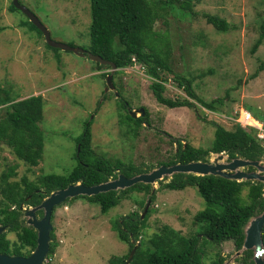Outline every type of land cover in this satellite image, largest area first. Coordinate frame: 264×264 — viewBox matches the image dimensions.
Returning a JSON list of instances; mask_svg holds the SVG:
<instances>
[{
	"label": "rangeland",
	"instance_id": "374dc122",
	"mask_svg": "<svg viewBox=\"0 0 264 264\" xmlns=\"http://www.w3.org/2000/svg\"><path fill=\"white\" fill-rule=\"evenodd\" d=\"M13 1L0 0V26L5 27L0 33V84L4 89H12L17 100L43 96L46 105L41 127L48 133L44 131V158L31 170L3 146L0 149V176L13 165H17L18 178L27 175L31 180L45 174H63L65 168L70 171L75 165V141L91 118L94 120L91 143L96 153L107 159L157 168L159 161L174 158L178 144L172 143V138L207 149L214 141V125L233 128L237 113L246 105L259 109L264 115V69H261L264 43L253 51L264 19V0H192L191 17L179 19L171 14L155 23L156 30L168 31L172 39L169 61L172 72L160 73L166 79L164 96L187 98L185 89L179 88L174 78L175 74L185 75L193 80V89L203 101L224 99L217 111L191 98L188 99L196 108L171 109L159 104L151 89L155 79L134 58L132 65L118 70L121 73L117 74L116 82L122 90L116 88V92H106L105 75L110 72L109 66L98 69L87 55L49 48L42 35L25 25L28 18L22 12L10 11ZM20 1L39 18L54 41L84 50L89 47V0ZM204 14L225 18L230 23V30H216ZM118 92L122 99L116 95ZM123 99L132 109L146 108L150 124L136 129L133 124L126 123V110H121L126 106ZM99 102L101 107L97 109ZM127 113L130 114L128 107ZM2 116L0 111V118ZM263 124L259 125L263 128L257 135L259 138H264ZM215 157L212 154L209 160ZM241 170L250 171V168ZM166 178L165 182L171 177ZM153 185L156 198L148 209L152 210L147 220L148 236L161 234L164 226L186 237L192 235L196 229L195 215L205 208L198 190L195 187L169 190L160 186L159 181ZM247 194L246 187L242 191L243 198L246 199ZM149 200L146 193L132 192L105 215L101 214L98 205L82 199L59 205L52 221L58 245L48 262L110 264L112 257L126 255L129 245L121 242L112 228L113 221L133 213L142 214ZM8 238L17 240L15 233H9ZM143 239L149 241L145 235ZM203 243H200L201 247ZM202 249L208 251L206 254L210 253L208 247ZM216 252L226 259L225 262L234 258L230 264H239L242 258L229 241L211 254ZM205 261L210 263L209 259Z\"/></svg>",
	"mask_w": 264,
	"mask_h": 264
},
{
	"label": "trees",
	"instance_id": "16d2710c",
	"mask_svg": "<svg viewBox=\"0 0 264 264\" xmlns=\"http://www.w3.org/2000/svg\"><path fill=\"white\" fill-rule=\"evenodd\" d=\"M19 2L22 4V1L19 0ZM89 5L91 40L86 52L115 63L119 70L132 65L133 58L142 63L146 73L155 79L151 89L156 101L168 108H196L188 98L212 111H217L218 106L224 104L222 98L209 103L203 101L193 89V80L178 74L174 76L175 81L179 88L185 89L187 98L171 99L164 96L163 83L166 79L160 73L172 72L169 64L172 39L168 31L156 30L155 23L158 19H166L171 14L179 19L191 17L192 0H89ZM10 11L19 12L20 10L12 3ZM204 16L216 30L220 32L230 30V23L225 18L216 14H204ZM27 20L25 25L44 37L43 33L29 19ZM4 30L5 27L0 26V33ZM263 43L264 19L261 21L260 35L253 51H256ZM47 46L52 48L48 44ZM96 66L99 69L102 64L96 63ZM261 69H264V66H261ZM119 73L121 71L114 74L113 82L117 89L122 90L116 82V76ZM118 94L122 99L120 92ZM122 101H125L126 105L124 109H121L126 110L128 118V122L124 120L126 123L133 124L136 129L150 124L147 110L144 117L134 119L127 113L128 101L125 99ZM45 105L42 95L17 100L12 94V89H4L0 84V111L3 112L0 118V149L3 146L8 147L11 154L29 170L38 166L44 158L46 147L44 131L48 132L41 127V123L44 119ZM100 105L99 102L97 109H100ZM97 109L95 110L98 111ZM245 109L249 110L256 119L264 122V115H261L259 109L250 105H246ZM93 122V118L85 122L83 132L75 141L76 147L73 154L75 165L70 171L65 168L63 174H45L34 180L27 175L18 178L17 165L9 167L7 172L2 173L0 176V226H6L8 233H15L17 237L16 242H13L8 239L7 232L0 235V250L3 253L23 255V249L30 253L37 245V232L24 224L23 206H37L53 191L78 182L93 186L104 183L110 178H116L119 174L133 177L153 169L137 166L132 162L126 163L121 159H107L96 153L91 143ZM214 127V141L207 149L196 148L190 143H183L180 139L172 138L171 142L178 144L174 158L167 162L159 161L158 166L186 164L193 161L208 162L213 153H225L229 160L244 158L260 161L264 159V145L257 138L256 129L242 128L236 122L231 129L219 124H215ZM166 180L167 178L159 184L169 190L180 191L195 187L204 200L205 208L195 215L196 229L188 237L169 226H164L161 234L155 233L148 236L147 220L152 210L147 212L144 219H141L139 213H133L121 220L115 219L112 228L122 242L129 244L130 249L135 246L131 239L137 241L141 238L140 246L131 264H223L226 259L217 252L211 254V251L228 241L233 242L236 250H240L245 238L246 225L251 218L264 210V184L259 181L238 182L220 176L182 173L173 175L165 182ZM246 187L248 194L245 199L242 191ZM153 190V185L140 183L126 190L111 191L93 197L79 196L73 200L82 199L89 204L98 205L101 214L105 215L135 191L148 194L153 203L156 198V190L154 192ZM144 235L149 238L148 242L144 241ZM51 236L53 242L48 260L54 256L58 245L53 232ZM202 241H204L202 246L208 247L210 253L206 254L208 251H203V247L200 246ZM253 257L251 251H245L240 262L254 264ZM127 258L128 255L112 257L110 264H122ZM207 259L210 263L205 261Z\"/></svg>",
	"mask_w": 264,
	"mask_h": 264
},
{
	"label": "water",
	"instance_id": "95a60500",
	"mask_svg": "<svg viewBox=\"0 0 264 264\" xmlns=\"http://www.w3.org/2000/svg\"><path fill=\"white\" fill-rule=\"evenodd\" d=\"M17 9H19L29 20L32 22L44 35L47 44L52 48H57L63 51L72 52L78 56L87 55L92 61L101 63L102 65H111L113 69L115 64L103 59L98 55H94L82 48H77L71 45H66L54 41L51 38L50 32L39 20V18L26 6L22 5L19 0L13 1ZM113 76L107 77L106 91L114 90L112 82ZM141 116L145 115V110H130V116L137 118V114ZM212 155V154H211ZM216 157L208 162L193 161L186 164L177 163L175 165H161L157 168H153L147 173H140L133 177H126L123 174H119L116 178L109 179L104 183L98 185L86 186L82 182L71 184L68 187L60 190L53 191L48 197H46L38 206L24 209V217L26 218V224L32 227L37 232V245L33 252L27 256H8L0 252V264H44L46 257L50 252V246L52 243L51 232L53 225L51 223L52 214L54 209L67 200L74 199L76 197H93L98 194L107 193L111 191H122L131 188L137 184L153 185L165 177H172L175 174H193L199 176H220L230 180L242 181H259L264 184V159L248 160L244 158H234L228 160V156L225 153L214 154ZM226 162H223L224 160ZM254 168V171H242L244 168ZM150 206V201L146 204L145 209L141 215V219H144ZM42 211V217H37V212ZM264 210L261 214L250 219L244 229L245 238L243 246L237 255H240L244 251L253 250L254 252V264H264ZM7 230V227H0V235ZM138 246H135L127 261L123 264H130ZM233 258L229 259L223 264H230Z\"/></svg>",
	"mask_w": 264,
	"mask_h": 264
},
{
	"label": "clouds",
	"instance_id": "9594fccd",
	"mask_svg": "<svg viewBox=\"0 0 264 264\" xmlns=\"http://www.w3.org/2000/svg\"><path fill=\"white\" fill-rule=\"evenodd\" d=\"M107 61H109V60H107ZM111 62V61H110ZM96 63V62H95ZM111 63H113V62H111ZM101 64V63H100ZM115 64V63H114ZM103 66V65H102ZM106 66H109V68H110V72L109 73H107L106 75H105V79H106V84H107V77L108 76H110V75H112L113 77H114V74L119 70L118 68H117V66H116V64H115V68L116 69H113V67L111 66V65H109V64H107ZM112 82H113V79H112ZM113 85H114V82H113ZM105 91H106V89H105ZM107 92V91H106ZM110 92H116V87H115V85H114V90H110ZM116 95L117 96H119V94L118 93H116ZM129 105V104H128ZM128 107V109L129 110H132V111H134V110H139V109H142V108H139V109H132L131 107H129V106H127ZM144 110H145V114H146V108H143ZM244 110H247V109H244ZM248 112H250L249 110H247ZM148 112V111H147ZM251 113V112H250ZM138 114H140V113H138ZM137 114V115H138ZM252 114V113H251ZM253 115V114H252ZM145 116V115H144ZM144 116H138V117H144ZM137 117V118H138ZM253 117H254V119L255 120H257L259 123H261V121H259L258 119H256L255 118V116L253 115ZM145 125H147V124H145ZM241 126V125H240ZM242 127V126H241ZM243 128V127H242ZM257 135V134H256ZM227 155V154H226ZM228 156V155H227ZM228 160H229V158H228ZM261 161V160H260ZM250 168H252V167H250ZM255 169L253 168V170H250V171H254ZM110 179H112V178H110ZM160 181H164V179L163 180H160ZM159 181V182H160ZM154 186V185H153ZM156 189L154 188V190H153V192L155 191ZM71 200H73V199H71ZM71 200H67V201H65V202H68V201H71ZM150 201V203L152 202L151 200H149ZM64 202V203H65ZM63 204V203H62ZM62 204H60V205H62ZM38 206V205H37ZM30 207H36V206H23L22 207V210H23V220H24V224L26 225V226H28L27 224H26V218L24 217V209L25 208H30ZM57 207H60V206H57ZM57 207L54 209V212L56 211V209H57ZM144 211V210H143ZM54 212H53V214H52V218H51V223H52V221H53V215H54ZM148 212V211H147ZM42 211H38L37 212V215H41V217H42ZM147 214V213H146ZM142 215V214H141ZM146 216V215H145ZM40 217V218H41ZM145 218V217H144ZM1 227V226H0ZM6 227V226H5ZM35 230V229H34ZM36 231V230H35ZM263 231H264V229H263ZM8 233V228H7V230L4 232V233ZM52 232H53V230H52ZM51 232V233H52ZM3 233V234H4ZM9 234V233H8ZM7 237H8V235H7ZM52 237V236H51ZM9 239V238H8ZM10 240V239H9ZM140 240H141V238H139V240H137V241H135L134 239H131V241L133 242V243H135V246H138L137 247V250H138V248H139V246H140ZM13 242H16V241H13ZM52 242H53V238H52ZM122 242V241H121ZM122 243H124L125 245H129V244H127V243H125V242H122ZM12 244V246H14V244L13 243H11ZM17 244H19V243H17ZM134 246V247H135ZM133 247V248H134ZM136 250V251H137ZM241 250V249H240ZM240 250H237V252L238 251H240ZM132 251V249H130V247H129V252L126 254V255H128V257H129V255H130V252ZM247 251H250V250H247ZM0 252L2 253V254H5V255H8V256H22V257H27V256H29L32 252H33V250L30 252V253H28L25 249H23V255H15V254H6V253H3L1 250H0ZM245 252V251H244ZM244 252H243V254H244ZM136 253V252H135ZM25 255H27V256H25ZM135 255V254H134ZM253 255H254V252H253ZM125 255H123V256H121V257H124ZM48 256L46 257V260H45V263L44 264H47V262H48ZM254 258V257H253ZM128 259V258H127ZM127 259L125 260V262L127 261ZM133 260V259H132ZM124 262V263H125ZM131 263H132V261H131ZM130 263V264H131ZM225 263V262H224ZM123 264V263H122Z\"/></svg>",
	"mask_w": 264,
	"mask_h": 264
},
{
	"label": "built area",
	"instance_id": "2783aa9c",
	"mask_svg": "<svg viewBox=\"0 0 264 264\" xmlns=\"http://www.w3.org/2000/svg\"><path fill=\"white\" fill-rule=\"evenodd\" d=\"M235 122L238 123L239 125H241L243 128H249V129H256L257 135L262 131V127H260V123L254 119L253 115L248 112L247 110H240L237 113V116L235 118ZM257 138L263 142L264 145V138H259L257 136Z\"/></svg>",
	"mask_w": 264,
	"mask_h": 264
},
{
	"label": "flooded vegetation",
	"instance_id": "af4514ba",
	"mask_svg": "<svg viewBox=\"0 0 264 264\" xmlns=\"http://www.w3.org/2000/svg\"><path fill=\"white\" fill-rule=\"evenodd\" d=\"M25 256H27V255H25ZM239 256H241V257H243V253H241ZM231 259V258H230ZM234 260V258L232 259V261ZM253 260H254V258H253ZM231 261V262H232ZM236 262V261H235ZM237 264V263H236ZM239 264H242L241 262L239 263Z\"/></svg>",
	"mask_w": 264,
	"mask_h": 264
}]
</instances>
